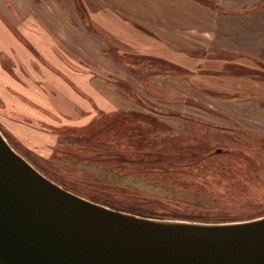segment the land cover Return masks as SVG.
Instances as JSON below:
<instances>
[{
    "label": "rangeland",
    "instance_id": "1",
    "mask_svg": "<svg viewBox=\"0 0 264 264\" xmlns=\"http://www.w3.org/2000/svg\"><path fill=\"white\" fill-rule=\"evenodd\" d=\"M59 1L71 16H59L62 23H54L48 13L39 47L31 45L23 31V24L39 29L37 16L1 17L12 40L20 42L12 44L15 50L26 49L32 58L29 63L19 51L14 56L0 53V130L11 145L64 188L125 213L207 224L264 218V134L245 127V123L259 125L264 117L261 107L252 104V116L247 119L248 112L240 111L242 126L219 127L196 117L186 118L184 126L171 123L160 110L151 108V100H140L133 92L136 80L146 81L152 72H176L188 79H217L225 84L227 96L250 98L264 106V0ZM137 3L142 4L137 6L140 21L121 15ZM58 25L64 28L59 32L60 48L54 29ZM115 25L136 29L131 42L148 37L153 42L130 45L108 30ZM160 37L187 46L186 54L172 49L169 57L167 44L157 48L161 54H150L147 47L154 49ZM94 47L113 56L117 65L99 62L100 53ZM85 57L102 63L101 68L85 64ZM182 62L189 65L184 67ZM83 67L93 74L89 87L94 80L97 86L100 83L93 79L96 72L106 73L108 96L117 101L114 95H118L128 107L87 111L82 101L72 107L69 87H79L75 80L81 79ZM111 71H122V80L117 81ZM73 112L76 119L69 115ZM126 112L145 120L136 121L141 127L134 124L141 130L134 129L135 139L144 141L140 150L126 147L122 134L116 138L115 129L120 134L117 127L122 124L117 122L118 115L121 118ZM113 141L117 153L105 150ZM159 155L167 157L168 163H159Z\"/></svg>",
    "mask_w": 264,
    "mask_h": 264
},
{
    "label": "water",
    "instance_id": "2",
    "mask_svg": "<svg viewBox=\"0 0 264 264\" xmlns=\"http://www.w3.org/2000/svg\"><path fill=\"white\" fill-rule=\"evenodd\" d=\"M153 220L64 188L0 130V264H264V219Z\"/></svg>",
    "mask_w": 264,
    "mask_h": 264
},
{
    "label": "crops",
    "instance_id": "3",
    "mask_svg": "<svg viewBox=\"0 0 264 264\" xmlns=\"http://www.w3.org/2000/svg\"><path fill=\"white\" fill-rule=\"evenodd\" d=\"M3 3L6 7L0 8V53H4L8 56H14V52L19 51L20 56H23L28 59V62H32V58L30 57L28 51L26 49H16L12 45L15 43L16 45H19V41L12 40L13 34L8 29V25L4 22V20L1 18L2 16H10V15H27L29 17L37 16L38 17V23L39 29H31V28H25V25L23 24V31L25 30V36L31 41V45H35L36 47H39L38 45L44 41V35L42 34L43 26L42 22H44L45 17L48 15V13H52V20L56 21L58 23H62L61 18L59 16L65 17L67 15L68 17L71 16L70 9L62 8L60 5L59 0H47V3H43L40 0H0V4ZM170 4V3H168ZM142 7V4H134L132 10L126 9L124 11H121V15L127 17L132 22H138L140 21V15H141V9L139 7ZM24 13V11H26ZM48 10V11H47ZM52 10V11H50ZM55 12L60 13V15L54 14ZM105 15V11H101L100 16ZM57 18H55V17ZM138 16V18H137ZM101 17H99V22H101ZM133 17V18H132ZM137 19V20H136ZM123 21L122 19H119ZM27 21V20H26ZM124 22V21H123ZM118 24V23H117ZM114 26V25H113ZM113 26L109 27V31L113 32L116 36L127 40L130 45L139 44V43H146L153 42L150 41V37L147 39H141L136 40L134 42H131V38L136 34V29L134 31H129V29H125L122 27L116 26L115 28ZM65 27V26H64ZM170 28L169 26H167ZM25 28V29H24ZM41 28V30H40ZM30 29V30H29ZM55 32L57 33V40L60 37V30L64 29L63 25H58L54 28ZM29 30V31H28ZM63 31V30H62ZM54 32L51 30V34ZM55 33V34H56ZM97 35V34H96ZM61 38V37H60ZM161 39H158L157 42H154V49L148 48L147 50L151 52L150 54L159 55L162 53V50H158V47L163 46L166 47V44L168 45V51H166L167 55L171 57L173 50L172 49H180L181 51L187 52V46L182 45L181 43L177 44L175 41H173V38L170 37H160ZM156 40V39H155ZM60 43L59 40L56 42V44ZM90 50V49H89ZM94 50L96 51L97 55L100 53L99 62L106 61L107 63H116L117 60L112 58L113 56H110L105 52V50L99 51V48L94 47ZM92 52V51H91ZM87 58V57H85ZM175 61L180 59H173ZM115 61V62H114ZM9 62V61H8ZM26 62V61H25ZM85 64H92L96 65L94 61H90L87 58V61H84ZM203 62V61H200ZM6 63V61H5ZM23 63V62H22ZM121 63V62H120ZM119 63V65H120ZM181 64V62H179ZM182 66L187 67L189 64L186 62H182ZM102 63L97 64L98 67L101 68ZM123 63H121V68L119 70H122ZM85 69V70H84ZM117 69V68H116ZM86 70H89V68L83 67V71H81V79H76L75 82H79V87L75 88L73 85L69 87V91H72V98L71 106L75 107V104H80L79 101H82V105H84L85 110H89V108H93L97 110L99 108L100 110L105 111H111L115 108V110H118L119 108L128 107L126 105H129V103L121 102L118 99V95H114L117 97V101H114L111 97H109L108 89H107V79L108 76L106 73L102 72H96L95 77L93 79L100 80L99 85L95 83L96 80L91 83V86L89 87V79H91V75L87 73ZM3 71V70H2ZM110 74H115V78L118 80H122L123 72L122 71H111ZM151 76L145 81V80H136L138 84H134L135 88L133 89V92L137 94L138 98L140 100H151L154 105H151V108L153 110H160L159 113L166 115L171 119L172 122H179L180 124H183L185 126L186 118L190 117H196L197 119H201L203 121L206 120V122L212 123L215 126H242L243 121L241 116L239 115L240 111L248 112L247 117H251V105H257L261 107L264 111V106L261 105V103H254V101L250 100V98L242 97V96H227V94L224 92L226 89L225 84L223 82H219V80L215 79L212 80L209 77H199L195 79H188L187 77H182L181 75L177 74L176 72L173 73H156L152 72L150 73ZM195 75V74H194ZM110 76V75H109ZM137 78V76L132 75ZM186 76V75H185ZM20 79V78H17ZM138 79V78H137ZM3 80L5 82H10L9 78L4 77ZM221 81V80H220ZM4 88H6V85H4ZM77 93H74L76 92ZM242 92H245L242 90ZM249 94V92H247ZM77 94L80 96L82 95L81 99L77 97ZM61 96L60 94H58ZM113 96V97H114ZM122 97V96H121ZM77 98V99H76ZM244 98V99H239ZM96 105V106H95ZM159 105V106H158ZM58 110H60L61 107H57ZM87 110V111H88ZM71 117H74L76 119V115L73 112L72 114H69ZM210 117V118H206ZM259 117L258 114L256 116ZM262 121L259 123V125H249L245 123L246 129L255 131L256 134H264V117L261 118ZM169 124V123H168ZM172 127L175 128V126L169 124ZM173 128V129H174Z\"/></svg>",
    "mask_w": 264,
    "mask_h": 264
},
{
    "label": "trees",
    "instance_id": "4",
    "mask_svg": "<svg viewBox=\"0 0 264 264\" xmlns=\"http://www.w3.org/2000/svg\"><path fill=\"white\" fill-rule=\"evenodd\" d=\"M118 123L122 122V124L117 127V128H120L121 130V133L119 134L118 130L115 129V132H117L118 134L116 135V138L119 137V135L122 134L123 138H124V141H125V146H131L133 147L134 149L136 150H140L144 147V141L143 140H139V139H135L137 136L134 135V129H135V132H140V128L139 127H136L134 126V124H137L136 121H139V122H143L145 121L144 118L140 115H136L135 113H129L126 112L124 114H122V117L120 118V116L118 115ZM139 125V124H137ZM141 127V125H139ZM111 128V127H110ZM84 130V129H83ZM111 130V129H110ZM154 130V129H153ZM118 136V137H117ZM115 141H113V143H111V147H106L105 150H109L110 152L112 153H117L114 149L115 147ZM178 149H176L175 151L177 152ZM184 151V153L182 154V156L186 155V149L183 148L182 149ZM186 150V151H185ZM181 151V150H180ZM142 152V151H141ZM114 155V154H113ZM166 158V159H165ZM118 160L121 161V159L119 158ZM158 160H159V163H168V159L167 157H164V156H160L158 157ZM125 160L122 159V162H124ZM132 163V162H130Z\"/></svg>",
    "mask_w": 264,
    "mask_h": 264
},
{
    "label": "bare ground",
    "instance_id": "5",
    "mask_svg": "<svg viewBox=\"0 0 264 264\" xmlns=\"http://www.w3.org/2000/svg\"><path fill=\"white\" fill-rule=\"evenodd\" d=\"M262 219H264V218H262ZM262 219H259V220H262ZM258 220V219H257ZM153 221H158V222H162V223H167V224H172L173 222H171V221H168V220H153ZM193 225H203V226H208V225H206L207 223H204V224H202V223H199V224H196V223H192Z\"/></svg>",
    "mask_w": 264,
    "mask_h": 264
}]
</instances>
